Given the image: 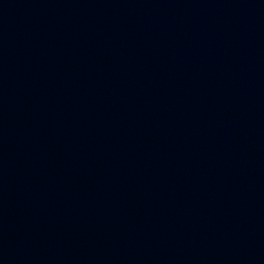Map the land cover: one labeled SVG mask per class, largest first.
Wrapping results in <instances>:
<instances>
[{
    "label": "water",
    "instance_id": "water-1",
    "mask_svg": "<svg viewBox=\"0 0 264 264\" xmlns=\"http://www.w3.org/2000/svg\"><path fill=\"white\" fill-rule=\"evenodd\" d=\"M0 264H264V0H0Z\"/></svg>",
    "mask_w": 264,
    "mask_h": 264
}]
</instances>
